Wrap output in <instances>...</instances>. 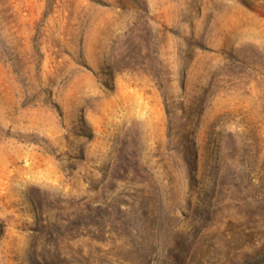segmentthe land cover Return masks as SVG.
<instances>
[{"label":"rangeland","instance_id":"1","mask_svg":"<svg viewBox=\"0 0 264 264\" xmlns=\"http://www.w3.org/2000/svg\"><path fill=\"white\" fill-rule=\"evenodd\" d=\"M0 264H264V0H0Z\"/></svg>","mask_w":264,"mask_h":264}]
</instances>
